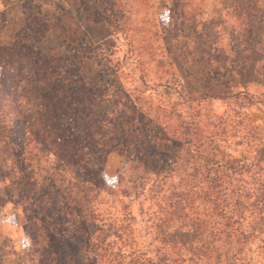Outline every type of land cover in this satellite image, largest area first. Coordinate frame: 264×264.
<instances>
[{"label":"rangeland","instance_id":"rangeland-1","mask_svg":"<svg viewBox=\"0 0 264 264\" xmlns=\"http://www.w3.org/2000/svg\"><path fill=\"white\" fill-rule=\"evenodd\" d=\"M181 1L0 0L5 86H25L23 94L29 96L31 86L63 82L86 91L82 103L90 112L85 119L103 121L104 148L96 166L111 190L97 196L94 207L102 222L110 218L131 227V237L109 238V250L121 249L125 260L130 250L152 254L160 245L154 239V222L150 229V213L161 209V195L169 193L167 188L155 193V186L181 189L179 176L139 181L134 175L150 170V164L126 157L136 154L153 120L172 124L176 114H166L179 112L180 120L199 122L205 134L217 132L212 144L203 142L196 152L197 167L211 165L205 160L211 157L217 164L249 165L264 136V31L251 40L250 49L247 42L227 35L240 21L218 0ZM257 6L264 9V0ZM87 88L99 92L91 103ZM155 106L165 109L156 112ZM102 114L107 116L101 118ZM76 126L74 131L81 134L82 127ZM250 127L257 129L253 137ZM4 147L0 141V264H94L97 255L88 239L95 227L85 225L83 215L71 210L60 195L44 192L34 168L17 166L16 172L10 171L12 162ZM249 180L245 173L232 178L235 187ZM205 181L198 184L204 186ZM235 199L228 204L240 211L236 231L246 237L233 248L222 246L220 253L228 255L222 264H264V226L256 224L257 215L241 203L252 199ZM198 209V216L206 218L210 207ZM78 226L84 229L78 231Z\"/></svg>","mask_w":264,"mask_h":264},{"label":"trees","instance_id":"trees-1","mask_svg":"<svg viewBox=\"0 0 264 264\" xmlns=\"http://www.w3.org/2000/svg\"><path fill=\"white\" fill-rule=\"evenodd\" d=\"M257 1L218 0L222 9L229 10L230 15L240 21H236V26L232 25L227 35L247 42L246 47L250 49L251 40L264 31V9L257 6ZM180 2L183 1L176 0L177 5ZM234 46V51L238 50V44ZM229 51L233 52L231 46ZM18 57L25 56L19 54ZM5 73L6 66L0 62V141L12 162L10 171L16 172L14 167L17 166L34 168L35 175L41 178L37 185L43 187L44 192L53 191L60 195L71 210L83 215L85 225L95 227L94 236L88 239L91 252L97 255L94 264H222L221 259L228 260L226 251L220 253L222 246L233 248L235 241L246 237V233L236 231V224L241 220L237 216L240 211L228 204L230 199L236 198L235 202L242 197L252 199L242 201V206L245 204L244 210L257 215L256 224L264 226V136L254 149L249 165L239 160V163L225 161L217 164L218 159L211 157L205 159L212 161L211 165L204 163L197 167L194 165L198 158L196 152L203 142L212 144L217 132L210 130L205 134L199 122H184L179 119V112L169 111L166 115L175 113L176 120L172 124L166 121L164 125L156 120L150 121V130L146 128V133L141 136L142 145L136 147V154L126 157L130 162L137 159V164H150V170L134 175L139 181L151 177L171 181L173 176H179L181 180L177 188L181 189L174 191L168 186H155V193H162L160 189L166 188L169 193L161 195V209L150 213V229L154 222V239L159 240L160 245L152 254L130 250L125 260L121 249L109 250V238L116 240L122 234L131 237V227L116 224L117 220L110 218L102 222L94 207L96 197L110 188L105 185L96 166L104 148L106 132L102 131V119L100 122L84 118L90 112L89 106L82 103L86 91L64 86L62 82L58 86H31L32 90L27 88L29 96H24L25 86H5ZM24 77L34 80L29 74ZM87 89L91 103L99 92ZM164 109L155 106L156 112ZM106 116L102 114L101 118ZM74 125L77 130L82 127L81 134L74 131ZM249 131L253 137L257 129L250 127ZM181 161L193 165L185 167L187 164ZM243 173L249 174L250 180L235 187L233 176ZM197 175L206 180L204 186L198 184L201 182L198 178L190 183L189 179L193 180ZM199 206L210 207L206 218L198 216ZM82 229L80 226L76 228L78 231ZM158 231L162 235L159 239ZM105 256L112 258L101 262Z\"/></svg>","mask_w":264,"mask_h":264}]
</instances>
